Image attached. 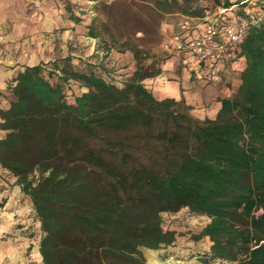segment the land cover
Returning a JSON list of instances; mask_svg holds the SVG:
<instances>
[{
	"label": "trees",
	"instance_id": "trees-1",
	"mask_svg": "<svg viewBox=\"0 0 264 264\" xmlns=\"http://www.w3.org/2000/svg\"><path fill=\"white\" fill-rule=\"evenodd\" d=\"M241 1L150 0L184 19ZM237 48L241 84L215 119L158 99L146 81L162 70H145L148 53L136 46V70L120 85L71 57L18 71L0 110V166L32 203L43 264H146L142 248L180 235L163 228V214L184 208L209 220L193 237L209 238L211 260L264 264V25L250 26ZM73 83L83 91L70 102Z\"/></svg>",
	"mask_w": 264,
	"mask_h": 264
},
{
	"label": "rangeland",
	"instance_id": "rangeland-1",
	"mask_svg": "<svg viewBox=\"0 0 264 264\" xmlns=\"http://www.w3.org/2000/svg\"><path fill=\"white\" fill-rule=\"evenodd\" d=\"M201 4L207 6L211 2ZM182 20L181 13L160 14L150 0H0V66L16 71L42 63L49 70L53 62L71 57L77 70L95 66L98 73L120 85L136 70L129 49L136 46L148 53L142 62L145 70L161 68L164 61L175 56L182 71L195 76L189 69L187 55L170 54L164 49L167 25L176 27ZM82 91L78 83H73L66 91L68 101L73 102ZM190 113L193 115L192 110ZM2 175L0 186L6 187L12 200H16L14 175ZM2 200L4 197L0 196ZM17 202V215L0 232V252L5 256L0 264H43L36 254L42 231L32 203L24 195ZM163 219L165 230L179 223V227L187 228L180 233L193 236L208 222L206 217L193 215L186 208L163 214ZM205 242L195 244L197 254L177 255L157 264H190L193 258L191 264H217L210 259ZM144 251L148 257L153 253ZM146 264L151 263L146 260Z\"/></svg>",
	"mask_w": 264,
	"mask_h": 264
},
{
	"label": "crops",
	"instance_id": "crops-1",
	"mask_svg": "<svg viewBox=\"0 0 264 264\" xmlns=\"http://www.w3.org/2000/svg\"><path fill=\"white\" fill-rule=\"evenodd\" d=\"M167 27L171 31L175 26L171 24L167 25ZM245 66L246 62L244 59H241L237 65H226L218 72L217 76L219 79L211 82L198 79L196 76H191V74L188 75L187 72L182 71L179 59L174 56L164 61L161 64V74L156 78L147 80L146 84L158 99L173 98L178 101L183 99L192 107V112L195 117L201 120L206 118L215 119L221 108V99L232 97L237 92L241 84V72L244 70ZM20 70H22V68ZM20 70H8L0 66V110L9 108L11 96L7 88ZM4 136L5 131L0 129V139ZM2 173L9 172L0 166V177ZM13 181L15 182L13 188L16 200H12L6 187L0 186V196L4 197V200L0 201V232L6 230V227L12 223L10 220L14 219V216L17 215L16 213L19 209L17 198L23 195L20 186L16 184L15 176L13 177ZM180 224L184 223L181 222ZM185 229L187 228L184 226L179 227V223H174L169 230L177 231L180 234L177 240L174 244L159 250L147 249L153 251L150 257L145 254V248H142L147 262L157 264L160 260L172 259L177 255L191 256L197 254L198 252H195V249H198V246L195 247V244H199L202 240L207 241L204 245L210 252L211 241L209 238L204 237L200 240H195L193 234H182L179 232ZM201 229L197 230L198 232L196 233H199ZM186 246L191 247L184 248ZM38 253L39 247L36 254L38 255ZM3 256L4 254L0 252V259ZM195 257H197V255H195ZM193 262L194 258L190 261V264Z\"/></svg>",
	"mask_w": 264,
	"mask_h": 264
},
{
	"label": "built area",
	"instance_id": "built-area-1",
	"mask_svg": "<svg viewBox=\"0 0 264 264\" xmlns=\"http://www.w3.org/2000/svg\"><path fill=\"white\" fill-rule=\"evenodd\" d=\"M245 5L246 17L237 19L234 10ZM239 5L209 10L201 18H186L168 30L164 49L170 54H185L190 70L198 79L218 80L226 65H237L238 44L253 25H264V0H242Z\"/></svg>",
	"mask_w": 264,
	"mask_h": 264
}]
</instances>
